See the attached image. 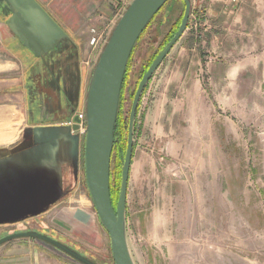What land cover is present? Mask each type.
<instances>
[{
  "label": "rangeland",
  "instance_id": "374dc122",
  "mask_svg": "<svg viewBox=\"0 0 264 264\" xmlns=\"http://www.w3.org/2000/svg\"><path fill=\"white\" fill-rule=\"evenodd\" d=\"M71 1L47 0L46 9L72 19L70 12L79 11L67 8ZM76 1L82 4L78 16L85 23L74 31H66V24L62 27L41 7L78 49L76 58L88 84L102 46L131 2ZM190 2L183 37L138 104L124 224L129 252L133 264H264V0L236 9L225 8L220 0ZM182 10L181 0H170L132 52L120 105L124 119L138 78L164 49ZM11 16L0 0V107H10L7 123L13 130L21 128V76L29 92L40 81L31 78L37 64L32 54L21 63V44L6 25ZM113 18L114 25L107 27ZM94 29L101 36L96 49L89 45ZM85 97L70 108L68 123L84 111ZM37 106L27 103L30 109ZM78 135V192L86 197L87 208L68 203L69 194L53 214L32 220L28 227L95 264H114L109 236L86 187L85 135ZM67 206L82 208L84 214H61ZM22 228L0 227V239ZM20 241L9 242L0 253Z\"/></svg>",
  "mask_w": 264,
  "mask_h": 264
},
{
  "label": "crops",
  "instance_id": "0c3cea01",
  "mask_svg": "<svg viewBox=\"0 0 264 264\" xmlns=\"http://www.w3.org/2000/svg\"><path fill=\"white\" fill-rule=\"evenodd\" d=\"M36 1L50 16L54 14L52 17L62 27L66 24V31H74L75 25L85 23L78 16L82 11V4L76 0L66 5L67 8L79 11L78 15V12H70L72 19L56 11L50 13L46 9L47 0ZM114 23L115 18L107 20L106 25L109 27ZM20 57L21 63L26 57L31 58V53L22 44ZM36 61L31 77L39 79L37 89L31 85L29 92V86H25L21 76L20 129L12 130L7 123L11 119L10 107H0V227L21 224L23 228L20 233L38 232L37 228L28 227L32 220L53 214L60 200L69 194L68 203L78 202L83 205V209L88 206L86 197L78 192L82 137L67 122L70 108L80 104L81 98L87 93V78H84L81 68L77 82L57 74L54 77L46 76L40 70V60ZM49 82H53L54 87L48 85ZM0 84L1 87L4 86L3 81ZM27 103H37L39 106L30 109L27 108ZM35 120L36 123L33 122ZM62 209L60 212L65 216L84 214L82 208L67 206ZM17 240H21V243L11 244L0 253V264H78L45 243L30 239ZM7 244L9 242L0 248Z\"/></svg>",
  "mask_w": 264,
  "mask_h": 264
},
{
  "label": "water",
  "instance_id": "95a60500",
  "mask_svg": "<svg viewBox=\"0 0 264 264\" xmlns=\"http://www.w3.org/2000/svg\"><path fill=\"white\" fill-rule=\"evenodd\" d=\"M12 16L6 22L9 31L18 39L20 44L32 54V57L43 59L49 53H60L68 36L57 23L48 16L47 12L35 0H2ZM169 0H132L99 53L94 65L85 99V179L90 200L95 208L100 226L108 234L110 252L114 264H133L129 252L126 229L125 211L129 170L133 152V132L136 111L151 77L160 64L170 53V50L183 37L191 13L190 0H182L184 13L177 33L161 54L151 64L141 78L130 107L128 121V136L124 161L121 172L120 192L117 210L113 212L110 198L109 178L110 162L114 145V128L119 105L121 85L125 69L137 38L147 27V24L157 14V11ZM73 111V107L71 109ZM71 115V114H69ZM74 117L72 121H76ZM77 127L73 126V131ZM17 239H30L45 243L57 249L78 264H95L85 256L77 253L71 247L61 244L46 235L28 231L8 235L0 239V247Z\"/></svg>",
  "mask_w": 264,
  "mask_h": 264
},
{
  "label": "trees",
  "instance_id": "16d2710c",
  "mask_svg": "<svg viewBox=\"0 0 264 264\" xmlns=\"http://www.w3.org/2000/svg\"><path fill=\"white\" fill-rule=\"evenodd\" d=\"M167 3L160 10H162L167 5ZM182 4H183V1H182ZM183 8H184V4H183ZM159 13H160V11H157V14L152 18V20L149 22V24L152 23V21L155 19V17ZM183 13H184V11H183ZM182 16H183V14H182ZM182 16H181L180 20L178 21V23H176V26L173 29V31H171V33L168 35V37H166V41H165V43L163 45L164 49L170 43V41L172 40V37H174V35L177 33V31H178V29L180 27ZM149 24H147V27L142 32L140 37L137 38L138 40H137L132 52H134L137 43L140 41V38L144 35L145 31L149 27L148 26ZM132 52H130L131 54H130V57L128 59L127 65H125L126 69H125V73H124V77H123V81H122V85H121V91L119 92L120 93L119 105H118L117 116L115 118L116 119L115 128H114V131H113L115 142H114L113 149H112V154H111L110 172H109L110 173V178H109V185H108L109 189H110V198L109 199H111V204H112V207H113V210H114L113 212H115L117 210L118 197H119V192H120V185L119 184L121 182V172L120 171H122V165H123V161H124L123 158L125 156L126 144H127V136H128V132H127L128 131V121H129L128 118H129L130 111H129L128 118H127L128 120L126 118L124 119L122 117V114H121V106L120 105H121L122 96H123L122 92L125 89V85H126V82L128 80L127 78H128L129 72H130V66L129 65H130L131 58L133 56ZM161 52H162V50H161ZM160 54L161 53H159L158 55L155 54L149 60V63L144 68L142 74L140 75V78H138L139 80L137 82V86H138L141 78L145 75L147 70L150 68L151 64L156 60V58ZM137 86H136V88H137ZM145 89H146V87H145ZM135 91H136V89L132 93V100H133ZM138 107H139V105H138ZM138 107H137V111H138ZM137 111H136V116H137ZM135 122H136V119H135ZM134 130H135V123H134ZM133 134H134V132H133ZM84 158H85V153H84ZM84 165H85V162H84ZM112 166H114V168H112Z\"/></svg>",
  "mask_w": 264,
  "mask_h": 264
},
{
  "label": "flooded vegetation",
  "instance_id": "af4514ba",
  "mask_svg": "<svg viewBox=\"0 0 264 264\" xmlns=\"http://www.w3.org/2000/svg\"><path fill=\"white\" fill-rule=\"evenodd\" d=\"M77 52L78 49H76V46L70 39L69 42L64 45L63 50L60 53L53 51L43 57V59L36 58V60H40V63L42 64L40 70L42 73H45L46 76L49 75L50 77H54L57 74L58 76H67L72 79V82H77L76 80H78L80 75V66L76 58ZM36 79L39 80L38 78H33L34 82ZM53 82H49L48 85L54 87ZM34 86L35 85H33V87ZM34 88L37 89V86Z\"/></svg>",
  "mask_w": 264,
  "mask_h": 264
},
{
  "label": "built area",
  "instance_id": "2783aa9c",
  "mask_svg": "<svg viewBox=\"0 0 264 264\" xmlns=\"http://www.w3.org/2000/svg\"><path fill=\"white\" fill-rule=\"evenodd\" d=\"M251 0H220V2L224 5L226 8L230 9H236L242 6L243 4L248 3ZM101 36L98 34L95 29L91 31V39L89 40V45L92 46L94 49L98 48L100 45V40ZM77 122L70 121L68 125L73 128V126L77 127V130L74 131L75 133L85 135L86 132V117H85V112L82 111L76 115Z\"/></svg>",
  "mask_w": 264,
  "mask_h": 264
}]
</instances>
